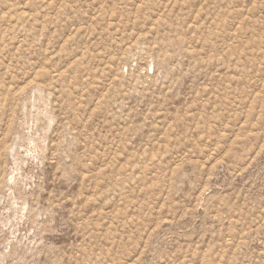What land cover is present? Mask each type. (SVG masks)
Here are the masks:
<instances>
[{
	"label": "rangeland",
	"instance_id": "374dc122",
	"mask_svg": "<svg viewBox=\"0 0 264 264\" xmlns=\"http://www.w3.org/2000/svg\"><path fill=\"white\" fill-rule=\"evenodd\" d=\"M0 264H264V0H0Z\"/></svg>",
	"mask_w": 264,
	"mask_h": 264
}]
</instances>
